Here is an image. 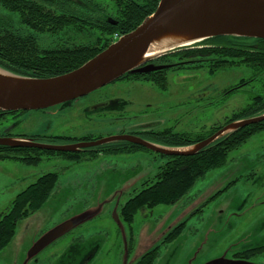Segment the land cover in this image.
Returning a JSON list of instances; mask_svg holds the SVG:
<instances>
[{"label": "flooded vegetation", "instance_id": "flooded-vegetation-1", "mask_svg": "<svg viewBox=\"0 0 264 264\" xmlns=\"http://www.w3.org/2000/svg\"><path fill=\"white\" fill-rule=\"evenodd\" d=\"M28 1L47 11L59 15L66 14L71 20H76L77 22L56 32L35 30L32 27L23 24L21 21L18 23L25 27H17L16 21L12 17V13L15 15L19 14L11 12L9 9L3 8L0 5V36H2L0 39V45L3 46L0 48H2L3 51L11 50L21 56L28 55L32 60L42 61L56 53L74 52L79 51L82 48L100 49L98 38L103 34L106 35V32L102 31V24H98V27H93L90 26L86 20L90 16L106 20L104 12L96 11L95 9L92 11L83 4L78 5L75 1L71 0ZM1 9L4 10L5 13L2 12ZM92 27L93 29H91ZM84 30H92L97 32L98 35L95 39L90 38L86 40L75 37L74 31ZM70 32H72L74 36H71ZM120 34V37L124 36L123 33ZM11 36H16V38L11 39ZM263 56L264 40L235 37L208 39L189 48H183L171 52L165 57H160L148 64L155 67L168 66V68L164 70L155 71L150 74L133 75L120 79L114 83H130L134 88L150 85L152 89L156 88L159 93L164 96L167 95L169 99L163 102L165 108L160 110L161 108L157 107L155 110L151 111L153 114H162L157 118H153V115L146 119L145 117H148V115L142 112L137 113L132 117H126L124 116V113L128 111L133 103L121 98L122 95L119 93L118 97H116V94L110 95L111 97L104 95L102 97L98 96L99 92L97 91V93L94 92L86 97L73 101L69 106L61 105L46 111L37 112L58 115L60 111L68 109L72 110L77 104V109H81V111L88 110L91 116L95 118L98 116H105L106 113L111 112L118 114V117L115 120L119 123L121 122L125 126H130L131 128L129 131L124 128L121 129L118 134L108 135L106 138L93 136L69 138L60 135H44L39 132L27 133L18 127L25 122L26 116L29 115L30 112H0V125L6 124L0 131V139H24L52 146L98 144L105 142L95 147L82 149L79 152H58L55 155H47L45 151H41L46 154L44 156L50 157L57 155L73 163H80L83 160L88 159H99L100 157H110L116 159L114 162V166L116 167L118 166V156L134 159L139 162L143 159V153L148 152L155 155V160L158 158L166 159L164 164L159 168V173H161L167 169V166H171L173 159L170 156L151 151L144 145L135 142L142 141L162 147H176L177 145L171 140L173 138L172 135H178L180 137H185L186 135L198 136L205 135L213 130L212 128L207 132L204 131L197 135H189L175 133L172 129H165L163 131L148 129L165 125L167 122L179 123L185 121L190 119L195 113H203L206 117L200 118L195 115L192 119H205V121H209L216 119L213 118L214 116L212 115L214 112L220 113L231 111L230 114L223 117L214 127L218 128V130L206 138H203L198 143L210 139L223 127L228 126L235 121L258 115L260 111L259 109L264 103V95H257L248 105L239 108H230L228 102L230 96L259 82V80L264 87V69L258 71V67L255 65L261 63V60L264 59ZM0 67L18 75L36 76L40 73L35 65L29 66L26 64L21 65L10 63L9 54L8 57L4 55L0 56ZM242 67L249 70V72H245L247 76L241 77L235 83L224 88H219L218 86L215 87L213 83L205 84L207 81L217 78L219 74L227 73L233 69H240ZM171 74L177 75V78H181L183 84L191 83V80H194L197 74L198 76L207 79L204 80V83L201 84L199 88H196L193 91L188 93H186L185 90H183L182 93L179 91V104L176 106H168L172 101L169 91ZM88 101L93 102H91L86 109V106H83V104H87ZM138 128L147 129L138 130ZM218 143L220 142H214L203 150ZM44 156L42 157V160ZM139 167L140 166L135 165L130 167V169L136 170ZM157 175L152 179H147L142 184L141 191L136 193L125 204L119 207V213L116 216V220L118 221V224H123L124 228L121 233V239L123 237V241L118 250H100V246L97 243L92 242L84 248L73 246L70 250H44L39 256H36L30 262H27L28 257L26 253L22 264H43V258H45L43 262H46L56 253L57 254L51 260L50 264H208L211 262L264 264V183L244 189V201L247 203V207L243 212L231 213L229 219L223 220L222 218H219L214 223L213 237L217 240L214 250H168L169 246L183 234L188 221H180L176 223L175 220L178 216L171 221H162L160 220V216H154L155 209L158 207L142 209L131 219L126 215L128 203L140 192L153 186L154 183H156ZM38 180L30 186L37 184ZM234 186L235 183L225 187L220 193L218 192L217 195H214L209 202H206L204 207L218 197L229 192ZM234 189L235 188L232 190ZM139 214L140 217L138 221H136ZM147 228L149 233L154 234L153 236H155L156 233L160 235L164 233L165 230H167V232L161 235L162 239L152 250H147L137 258L138 254L143 252L142 250H136L137 238L141 229L143 232L147 230ZM85 233L89 235L91 232L85 231ZM81 235L80 238H84V235ZM3 251L4 250H0V253Z\"/></svg>", "mask_w": 264, "mask_h": 264}, {"label": "rangeland", "instance_id": "rangeland-1", "mask_svg": "<svg viewBox=\"0 0 264 264\" xmlns=\"http://www.w3.org/2000/svg\"><path fill=\"white\" fill-rule=\"evenodd\" d=\"M99 6L106 13L115 12V7L106 1L100 2ZM1 11L4 12L2 9ZM12 15L17 27H25L18 23L20 21L18 15L13 13ZM74 33L75 37L82 40L95 39L98 35L92 30L74 31ZM70 35L74 36L72 32ZM245 72L248 73L249 70L244 67L233 69L219 74L217 78L205 84L213 83L215 87L224 88L237 82L241 77L247 76ZM197 76L191 80V83L183 84L181 78L171 74L169 91L172 101L168 106L179 104V91L181 93L183 90L186 93L193 91L207 79ZM131 85L130 83H112L103 90H98V96L111 97L110 95L116 94L118 97V93L121 94V98L133 103L124 113L126 117H132L140 112L148 115L146 119L153 115V118L161 116L162 114H153L151 111L157 107L163 110L165 108L163 102L169 99L168 96L159 93L156 88L152 89L150 85L136 88ZM257 95H264V87L260 80L230 96L228 104L230 108L246 106ZM91 102L93 101H88L83 106L87 109ZM77 107L76 104L72 110L60 111L58 115L30 112L25 122L18 128L27 133L39 132L44 135H60L69 138L86 136L106 138L108 135L118 134L121 129L126 128L129 131L131 128L115 120L118 114L113 112L95 118L88 110L81 111ZM230 113L231 111L214 112L212 115L216 119L209 121L192 119L195 115L200 118L206 117L203 113H195L185 121L167 122L165 125L148 129L155 131L172 129L178 134L197 135L211 130ZM5 125H0V131ZM143 129L147 128H138V130ZM142 157V161L138 162L118 156L117 167L114 166L116 159L110 157L73 163L57 155L44 156L38 166H27L12 160L0 162V215L8 212L16 196L34 184L41 176L56 173L59 177L58 187L45 205L18 223L14 238L0 253L1 264H22L26 252L31 250L38 239L58 225L73 220L75 216L78 220H87L86 223L80 226L79 221H75L76 227L70 233L59 238L44 250H70L73 246L84 248L92 242L97 243L100 250H118L123 241L121 233L124 228V225L118 224L116 220L119 207L141 191L142 184L147 179L155 177L166 161L165 158L155 160V155L148 152H144ZM135 165L140 167L136 170L130 169ZM234 183V190L232 188L206 207L202 205ZM261 183H264V131L254 135L232 151L228 156L227 164L199 180L184 199L174 205L160 206L155 209L154 216H160L162 221H171L177 216L184 218V222L188 221L178 242L174 241L168 250H214L217 243L216 238L213 237L214 223L219 218L229 219L231 213L243 212L247 207L244 201V189ZM139 217L140 214L136 221ZM85 231L91 233L88 235ZM81 233L84 238H80ZM143 237L145 235L141 229L137 238L136 250L140 248ZM54 256L46 262H43L45 260L43 258L42 263L50 264Z\"/></svg>", "mask_w": 264, "mask_h": 264}, {"label": "water", "instance_id": "water-1", "mask_svg": "<svg viewBox=\"0 0 264 264\" xmlns=\"http://www.w3.org/2000/svg\"><path fill=\"white\" fill-rule=\"evenodd\" d=\"M72 1L82 5L79 0ZM107 21L117 25L116 21L110 17ZM177 34H184L186 37L177 39L175 38ZM218 37L264 40V0H160L156 11L135 30L71 72L50 78H35L18 75L0 67V112L46 111L61 105L69 106L73 101L86 97L123 77L164 70L168 66L155 67L148 64L176 50L189 48ZM262 122H264V111L223 127L206 141L185 147H162L142 141L133 142L162 155L190 157L197 155L214 142ZM103 143L105 142L52 146L24 139H0V146L4 147L34 148L63 153L79 152ZM77 220L78 217L75 216L73 220L58 225L38 239L31 250L26 252L27 262L56 240L70 233L76 227ZM183 220L184 218L178 217L175 222ZM78 221V225H82L87 220ZM166 232L167 230L164 231ZM142 233L145 237L138 250L143 252L139 253L137 258L147 250H152L164 234L156 233L153 236L154 234L148 232V228ZM178 240L179 238L176 242ZM208 264L242 263L211 262Z\"/></svg>", "mask_w": 264, "mask_h": 264}, {"label": "trees", "instance_id": "trees-1", "mask_svg": "<svg viewBox=\"0 0 264 264\" xmlns=\"http://www.w3.org/2000/svg\"><path fill=\"white\" fill-rule=\"evenodd\" d=\"M72 1V0H71ZM83 5L92 11H101L100 2L106 1L115 7V12L105 13V19H97L90 16L86 22L90 26L101 25L102 31L106 35L98 38L100 49L82 48L74 52H61L49 56L42 61L30 59V56H21L11 50L3 51L0 48V56L10 58V63L29 66H37L40 72L36 76L24 75L35 78H50L71 72L84 63L108 48L114 41L116 34L124 35L135 30L143 21L151 16L157 9L160 0H79ZM76 3V2H75ZM99 3V4H98ZM0 5L9 11L19 14L20 21L35 30L43 32H56L63 28L75 24L76 20H71L66 14H56L47 11L28 0H0ZM79 5V4H78ZM116 21L117 25L109 24L107 18ZM93 27L91 29H93ZM2 36H0L1 39ZM16 36H11V39ZM215 39V38H213ZM0 47H3L0 45ZM8 53V54H7ZM56 55V56H55ZM165 57V56H163ZM264 57V56H263ZM162 58V57H161ZM252 63V62H251ZM254 64V63H252ZM258 71L264 69V59L260 64H255ZM130 77V76H129ZM127 77H123L124 79ZM264 103L258 110L264 111ZM256 111V112H258ZM255 112V113H256ZM19 113V112H18ZM218 128H213L209 133L198 136L180 137L172 135V141L176 147H185L198 143L203 138L211 135ZM264 131V122L246 127L234 135L220 140L218 144L200 151L195 156L177 157L172 156L171 166L156 176V183L140 192L126 208V215L133 218L142 209H151L160 206H170L179 202L194 187L195 183L206 177L210 172L222 168L228 159V154L246 143L254 135ZM171 134V133H167ZM47 155H55L58 152L45 151ZM38 149L10 148L0 146V162L6 160L18 161L29 166H38L42 162V157L46 155ZM59 177L57 174H47L42 176L37 184L28 187L18 194L10 210L0 215V250H3L11 242L16 233L18 223L29 215L40 210L54 193Z\"/></svg>", "mask_w": 264, "mask_h": 264}, {"label": "bare ground", "instance_id": "bare-ground-1", "mask_svg": "<svg viewBox=\"0 0 264 264\" xmlns=\"http://www.w3.org/2000/svg\"><path fill=\"white\" fill-rule=\"evenodd\" d=\"M183 37H186V35H184V34H177V36L175 37V38H183Z\"/></svg>", "mask_w": 264, "mask_h": 264}, {"label": "built area", "instance_id": "built-area-1", "mask_svg": "<svg viewBox=\"0 0 264 264\" xmlns=\"http://www.w3.org/2000/svg\"><path fill=\"white\" fill-rule=\"evenodd\" d=\"M120 36L118 34L115 35V40L119 39Z\"/></svg>", "mask_w": 264, "mask_h": 264}]
</instances>
